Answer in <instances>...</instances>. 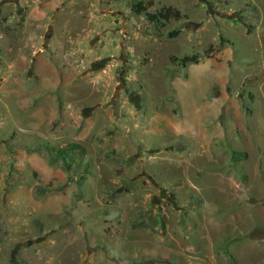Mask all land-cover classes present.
Listing matches in <instances>:
<instances>
[{"label": "rangeland", "instance_id": "obj_1", "mask_svg": "<svg viewBox=\"0 0 264 264\" xmlns=\"http://www.w3.org/2000/svg\"><path fill=\"white\" fill-rule=\"evenodd\" d=\"M0 264H264V0H0Z\"/></svg>", "mask_w": 264, "mask_h": 264}, {"label": "trees", "instance_id": "obj_2", "mask_svg": "<svg viewBox=\"0 0 264 264\" xmlns=\"http://www.w3.org/2000/svg\"><path fill=\"white\" fill-rule=\"evenodd\" d=\"M134 7L137 9V5H135ZM177 15L178 12L174 11V9L163 8L162 10L154 14H147V17L150 21L155 23H167L171 19L175 18Z\"/></svg>", "mask_w": 264, "mask_h": 264}]
</instances>
